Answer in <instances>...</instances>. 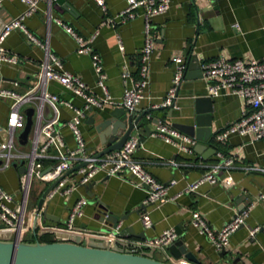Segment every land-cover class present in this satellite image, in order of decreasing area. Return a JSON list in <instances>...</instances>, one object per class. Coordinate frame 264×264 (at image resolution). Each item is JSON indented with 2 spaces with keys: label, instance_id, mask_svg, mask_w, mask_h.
<instances>
[{
  "label": "crops",
  "instance_id": "1",
  "mask_svg": "<svg viewBox=\"0 0 264 264\" xmlns=\"http://www.w3.org/2000/svg\"><path fill=\"white\" fill-rule=\"evenodd\" d=\"M63 2L64 4H58L55 0H39L37 10L24 19L26 27L39 39H47L50 50L61 59L64 70L78 76L92 93L101 95L90 56L78 53L75 40L52 18L61 19L84 38L97 31L92 47L102 59L108 93L119 99L124 89L131 84V79L138 76L139 55L143 45L142 18L137 17L115 26L103 23L106 18L123 9L126 0H104L105 12L93 0ZM65 4L70 7L69 10L64 8ZM24 9L25 5L20 0H3L0 6V28ZM152 24L155 41L149 62L148 84L143 98L135 108L151 109L152 117L170 124L189 122L194 111V98L208 96L206 82L197 74L199 69H188L192 55L196 56L199 63L219 57L241 59L244 62L264 61V0H170L169 9L153 17ZM118 39L123 49L119 48ZM3 46L9 52L19 55L21 61L16 65L3 64L0 67V86L24 93L34 80L43 51L30 43L24 33L17 29L5 37ZM174 57H182L187 63L177 93V107L160 108L163 107L161 103L171 83ZM123 69L130 75L125 79L122 77ZM47 89L60 98L71 101L75 106L83 103L79 97L55 81H49ZM211 98V129L215 136L226 124L240 117L245 105L236 95L221 94ZM9 105L8 99H0V141L7 136L5 123ZM60 111L62 121L71 115V111L65 107H61ZM125 114L123 107L111 104L89 109L80 123L87 150L99 153L105 148L94 128L98 121L104 118L122 119ZM91 117L94 118V123L91 122ZM143 119L146 120L145 117ZM147 124L151 132L154 131L156 124ZM136 132L140 135L141 143L135 150L134 157L158 181L175 179V183L167 189L169 199L157 208L146 206L143 204L144 190L134 186L129 175L106 177L98 174L89 184L78 187L71 194L56 195L45 201L43 207L51 216L49 219H44L43 216L41 218L49 230L45 232L39 228L36 231L41 234L39 240L44 238L54 241L56 238L52 231H63L70 207L78 197L84 196L88 202L75 225L78 233L86 239L95 237L108 228L110 224H105L100 218L109 214L116 216L117 222L121 224L122 239L119 242L123 244H136L157 236L166 228H177V239L182 240L186 245L185 250L195 258L194 261L184 256L178 258L185 261V264H264V198H260L264 194V173L257 170L264 168V138L254 139L249 134H231L222 143L213 138L212 143L199 149L200 152L193 150L188 153L178 150L159 137L146 135L142 128L135 129L132 134ZM61 133L66 143L71 144L69 130L64 127ZM212 147L225 156H232L233 167L228 172H221L217 183H205L194 193L178 195L187 183L199 178L207 166L217 160ZM20 167L21 164L16 162V166L11 165L0 171V186L13 194L15 200L21 197ZM30 189L31 185L27 209ZM40 195L34 196L33 204H37ZM248 206L250 208L244 224L230 235L224 253H221L222 250L217 251L207 237L190 223L191 212L196 210L208 224L219 229L236 212ZM145 211H149L152 220L149 228H144L140 221V216ZM255 226H260V229L251 234V229ZM96 227L99 230H95ZM29 238L34 239L31 230L24 235V239ZM146 252L169 263H175L176 260L167 249L148 248Z\"/></svg>",
  "mask_w": 264,
  "mask_h": 264
},
{
  "label": "built area",
  "instance_id": "2",
  "mask_svg": "<svg viewBox=\"0 0 264 264\" xmlns=\"http://www.w3.org/2000/svg\"><path fill=\"white\" fill-rule=\"evenodd\" d=\"M20 1L24 3L25 9L18 16L3 24L0 29V67L3 64L16 65L21 61L19 55L9 52L3 46L5 37L15 29L23 32L30 43L42 49L43 58L39 63L34 80L26 92L17 93L12 89L0 86V99L10 101L5 123L7 136L0 141V171L8 169L12 162L18 161H23V165L26 167V170L19 175L21 195L19 200H15L13 194L0 186V229L11 231L12 236H16L18 239H24V235L30 230L33 232V224H35V231L39 228L41 231L49 230V227L39 222L40 219L42 220V215L41 209L38 211L37 207L31 211L30 224L26 225L29 188L35 178L45 183L46 187L55 182L46 194V201L56 195L71 194L78 187L89 184L98 174H103L106 177L129 175L133 179V185L145 192L143 204L160 207L169 199L167 189L175 183V179H170L167 182L158 181L134 157L135 150L141 143L140 135L137 132L133 133L119 149L98 155V153L87 150L84 135L80 130V123L86 112L93 107L102 108L106 104H111L130 111L143 98L144 89L148 84L149 62L155 41L152 18L165 13L169 9L170 0H126L123 9L104 20L103 23L111 26L137 17H141L143 20V45L139 55L138 76L131 79V84L124 89L119 99L113 98L108 93L102 59L92 47L97 31L84 38L61 19L52 18L75 40L76 51L90 56L91 65L96 75V85L101 89V95L92 93L87 84L78 76L64 70L61 59L50 50L47 39H39L26 27L24 19L37 10L39 0ZM93 1L105 12L104 0ZM208 1L216 2L218 0ZM2 2L3 0H0V6ZM118 44L119 48L123 49L119 39ZM173 62L174 71L170 86L161 103L163 107H177L178 89L187 69L184 58L174 57ZM201 70L208 96L236 95L243 100L245 105L237 120L226 124L215 133L216 142H224L231 134H249L254 139L264 138V61L244 62L241 59L219 57L201 63ZM129 76L128 71L123 69L122 77L125 79ZM49 81L59 83L73 95L79 97L83 102L82 105L75 106L71 101L51 93L47 89ZM23 105H30L33 108V123L27 142L24 144L29 145L27 149H21L15 138L16 131L22 129L25 123L24 110L26 107L22 109ZM61 107L71 111L67 120H61ZM64 127L70 132L71 144L66 143L61 133V129ZM151 134L178 150L188 153L193 152L197 142L195 138L184 134L165 120H160ZM215 154L217 160L209 164L199 178L187 183L178 195L194 193L205 183L210 185L217 183L220 173L228 172L233 167L234 158L232 156H225L221 151H216ZM257 170L264 173V168H257ZM227 182H230V177ZM260 198H264V194H261ZM87 202L84 196L75 200L69 209L63 231L78 233L75 221L82 215L83 207ZM249 208L250 206L236 212L219 229L208 224L202 214L196 210L191 212L190 223L200 234L207 237L217 251H221L228 245L230 235L244 224ZM34 217H36V221L33 223ZM42 221L44 222V219ZM140 221L144 228L151 227L152 220L149 211L141 214ZM259 229L260 226H255L251 229V234ZM95 237L110 245L121 240L120 222L108 226L107 230L97 233ZM177 238L176 229L169 227L162 230L157 236L136 244H129L128 248L132 252H146L148 248L167 249ZM173 264H185V261L176 259Z\"/></svg>",
  "mask_w": 264,
  "mask_h": 264
},
{
  "label": "water",
  "instance_id": "3",
  "mask_svg": "<svg viewBox=\"0 0 264 264\" xmlns=\"http://www.w3.org/2000/svg\"><path fill=\"white\" fill-rule=\"evenodd\" d=\"M55 1L58 4H64L63 0ZM64 8L69 10L70 7L65 4ZM194 67L199 69V73L197 74L202 76L201 63L198 62L195 55H192L188 69ZM187 77L188 73H186ZM160 108L169 109L170 107ZM152 111L151 109L140 110L134 108L133 110L126 111L122 119L104 118L98 121L94 125V128L98 133L101 144L105 145V148L98 155L119 149L137 128H142L146 135H150L151 130L147 123L157 124L161 120L158 117H152ZM211 112L212 98L210 96H196L194 98L193 115L190 116L189 122L183 124L172 123V126L196 139L195 152H200L199 149L201 147H205L206 144L213 141ZM24 113L25 123L18 135V142L22 145L27 142V137L32 127L33 108L27 107ZM144 117L148 122L143 119ZM91 122L94 123L93 117H91ZM212 150L216 152L215 147H212ZM18 163L21 164L19 172H24L26 167L23 165V161H18ZM12 165L16 166V162H12ZM54 184L55 182L51 183L42 191L37 202V210L41 209V215L44 219H49L51 216L47 213L46 208L43 207V203L47 192ZM100 220L105 222V224L112 225L117 222L118 218L108 214L105 217H101ZM35 221L36 217H34L33 223ZM94 229L99 230L97 227ZM175 229L179 233L178 229ZM32 230L34 235L33 241H26L12 236V232L9 230L0 229V264H173L158 260L149 252H132L128 248L129 244H123L119 241L110 245L95 237L86 239L79 233L52 231L56 239L47 242L39 240L41 234L36 233L35 224H33ZM104 230H107V228ZM185 249L186 245L181 239L175 240L167 247L168 253L174 259L184 256L194 261L193 255ZM224 252L225 249L221 251V253Z\"/></svg>",
  "mask_w": 264,
  "mask_h": 264
},
{
  "label": "rangeland",
  "instance_id": "4",
  "mask_svg": "<svg viewBox=\"0 0 264 264\" xmlns=\"http://www.w3.org/2000/svg\"><path fill=\"white\" fill-rule=\"evenodd\" d=\"M25 107L26 106L23 105L22 109H24ZM20 131H21V129H18L15 133L16 141H17V143L21 149H27L29 147V145H27V144L22 145L18 142V135H19ZM45 187H46L45 183L37 180L36 178L33 180L32 184H31L30 195H29V205H28V209H27V213H26V215H27L26 225L30 224L29 218L31 216L32 207H34V210L37 207V204L36 205L33 204L32 199L34 198V196H39L42 193V191L45 189ZM39 222L42 223L43 225H46L45 222H43L41 219L39 220Z\"/></svg>",
  "mask_w": 264,
  "mask_h": 264
},
{
  "label": "trees",
  "instance_id": "5",
  "mask_svg": "<svg viewBox=\"0 0 264 264\" xmlns=\"http://www.w3.org/2000/svg\"><path fill=\"white\" fill-rule=\"evenodd\" d=\"M24 240H26V241H33V239H24ZM40 241H47V242H50V240L48 241V240H46V239H44V238H42Z\"/></svg>",
  "mask_w": 264,
  "mask_h": 264
}]
</instances>
